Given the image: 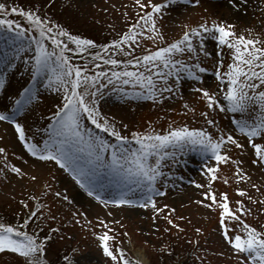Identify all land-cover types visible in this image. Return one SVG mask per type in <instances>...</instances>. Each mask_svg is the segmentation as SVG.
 <instances>
[{"label":"snow or ice","instance_id":"snow-or-ice-1","mask_svg":"<svg viewBox=\"0 0 264 264\" xmlns=\"http://www.w3.org/2000/svg\"><path fill=\"white\" fill-rule=\"evenodd\" d=\"M47 2L50 5L53 0ZM184 2L200 4V0ZM134 3L138 9L134 22L127 24L116 38L97 44L94 39L73 34L46 13L25 10L11 0L0 2V89L8 87L6 73L24 80L11 93L6 110L0 111V121L11 126L23 152L34 158V163L62 171L69 183L88 198L105 206L152 207L154 216L161 212L154 197L164 196L161 189L168 187V177H175L173 169L181 165L183 155L191 151L199 154L202 161H214L203 165L204 174L210 177L209 187L200 193L204 200L196 202L218 210V232L237 254L239 264H264V225L257 228L247 223L242 217L251 213L241 200L235 202L233 209L227 194H217L211 187L220 164H239L225 148L245 150V144L250 145L254 156L250 163L264 167V41L251 33L245 35L243 30L238 34L231 23L220 19L185 25L176 38L166 40L159 20L163 10L176 0ZM247 3L248 0H227L230 8L244 13ZM261 13L264 15V8ZM16 16L22 19L17 20ZM144 40L151 41V45L133 55ZM207 40L215 42L218 57L214 75L219 83L211 90L200 83L202 74L213 71L202 66L201 57L210 56L205 48ZM224 47L230 51L231 59L222 71L220 49ZM185 87L190 88V94H199L198 99L204 102L205 110L199 113L203 119L201 127L181 123L162 130L151 125L129 129L128 124L110 117L101 107L102 97L110 95L125 107L133 100L151 101L158 106ZM44 91L59 97L53 105L55 110L47 112L42 125L33 127L21 122L27 114L36 116ZM183 108L192 110L187 103ZM25 109L26 115L20 117ZM221 114L228 120L223 127L213 118ZM121 129L127 134H122ZM4 152L0 147V153ZM6 167L11 173L25 176L20 167ZM235 179H248L241 175L239 166L235 168ZM31 180H37V176L31 174ZM191 183L202 187L195 181ZM43 188L51 192L46 181ZM109 189L112 195H108ZM235 190L241 197L246 195L244 188ZM67 191L65 187L53 193L56 204L74 205L76 197L70 198ZM131 194H136L137 199L129 198ZM33 199L35 203L30 204L28 201ZM43 200L33 193L27 200H20L23 216L17 223L0 220V252L14 254L16 264H56L50 253L60 229L49 227V234H45L41 225L45 220H55L59 210L52 212ZM259 211L264 212V207ZM85 215L73 212L74 222L89 227L88 221L80 219ZM37 218L40 223H33ZM97 221L95 228L100 231L93 236L111 264H151L127 254L109 227L115 221L99 217ZM167 223L180 228L171 218ZM195 231L200 233L202 229L197 227ZM78 251L79 248L66 250L57 257L59 264H82V258L76 256ZM164 251L172 253L167 246Z\"/></svg>","mask_w":264,"mask_h":264},{"label":"rangeland","instance_id":"rangeland-1","mask_svg":"<svg viewBox=\"0 0 264 264\" xmlns=\"http://www.w3.org/2000/svg\"><path fill=\"white\" fill-rule=\"evenodd\" d=\"M0 2H7V0H0ZM11 2L25 10L32 8L39 10L40 13H46L48 17L61 23L72 33H78L90 39L106 38L109 34H117L130 23L132 16L138 14L134 0H53L51 7L48 6L47 0H11ZM246 7L247 12L244 13L230 8L227 0H200L198 6L186 4L184 0H176V3L163 10L159 26L166 40H171L184 30L185 25L195 26L201 20L211 22L220 19L225 23H231L238 34L243 30L245 35L251 33L252 36L264 41V15L261 13L264 4L261 0H248ZM15 18L20 20L17 16ZM91 18L93 22L89 21ZM143 43L144 48L151 45L149 40ZM214 44L213 40H207L205 48L210 52V56L201 57L202 64L213 69L211 72L202 74L200 82L210 90L219 83L214 75L215 61L218 59ZM223 49L220 50L224 59ZM227 58L229 59L230 56ZM4 75L8 87L0 89V111L6 110L5 106L11 98V93L24 83L20 76L11 72ZM41 95L43 100L35 109L36 116L27 114L26 120L21 122L33 127L42 125L46 122L47 112L55 110L53 105L59 97L48 91L42 92ZM197 95L190 94V88L185 87L172 99L161 102L158 106L147 105L143 100H133L126 107L122 106L123 102L116 96L110 95L102 97L101 107L110 117L114 116L117 121L122 120L123 123L128 124L129 129L146 128L148 125L160 129V126L166 125L167 128L169 125L175 126L181 123L191 127H201L203 119L199 113L205 108L203 100L197 99ZM185 103L190 109L198 106V113H188L189 109L183 108ZM152 112L157 113L156 120L161 121V124L154 121L155 114ZM26 113L27 109L20 113V117H24ZM213 118L217 119L221 127L228 123L227 118L222 114L218 118ZM166 119L171 122L162 123ZM121 130L122 134H127L123 129ZM241 142L244 143L243 140ZM0 147L5 149L4 153H0V220L17 223L23 216L19 207L20 200H27V197L32 196L33 193L43 197V202L52 212L59 210L55 220H45L41 225V231L45 234H49L46 231L49 227L60 229L50 253L56 264H59L58 256L65 254L66 250L71 252L77 248L79 251L76 256L82 258V264H111L99 250L93 236L94 232L100 231L95 228L98 222L97 217L115 221L109 227L117 234V240L126 249L127 254L135 258V254L141 252L145 260L151 261V264H239L237 254L231 251L230 246L222 240L218 232V210L209 209L204 204L196 202L204 200L200 193L209 187L210 177L204 174L203 165L214 163V161H202L199 154L191 151L183 155L181 165L173 169L175 177H168V187L161 189L165 193L164 196L154 197L156 206L161 208V212L154 216L152 207L105 206L88 198L81 190L69 183V178L62 171L53 169L51 165L34 163V158L23 152L22 145L15 138L14 130L3 121H0ZM224 151H227L233 160L239 161V164L234 165L231 162L220 164L217 179L212 181V190L217 194L226 193L233 209L236 208L235 202L241 200L244 208L251 213L242 218L259 228L264 225V212L259 211L260 207H264V204H261L264 200V167L258 168L250 163L254 158L250 145L245 144V150L231 146ZM6 165L20 167L25 172V176L11 173ZM237 166L241 168V175L247 176L248 179L240 181L235 179ZM31 174H35L37 180H31ZM45 181L51 186V192L43 188ZM191 181H195L202 187H196V184ZM253 184L255 188L252 187ZM65 187L68 188L67 195L70 198L75 197L76 192L81 194L82 197L75 199L74 205L64 202L55 203L53 193ZM238 187L246 189L244 197L237 194L235 189ZM108 194H113L112 190H109ZM129 198L137 199V195L131 194ZM28 202L33 204L35 200ZM164 205H167V208L163 207ZM77 211L86 214L80 219L88 221L89 227L74 222L73 212ZM17 212H20V217L17 216ZM168 218L180 225V228L169 225ZM33 223H40V219L37 218ZM197 227L202 229L200 233H196ZM165 229L168 230L165 231ZM61 236L63 239H60ZM164 246L172 249V253L164 251ZM4 263L16 264L15 255L0 252V264Z\"/></svg>","mask_w":264,"mask_h":264},{"label":"trees","instance_id":"trees-1","mask_svg":"<svg viewBox=\"0 0 264 264\" xmlns=\"http://www.w3.org/2000/svg\"><path fill=\"white\" fill-rule=\"evenodd\" d=\"M48 6H50V5H48ZM51 6H52V5H51ZM51 6H50V7H51ZM17 17H19V16H17ZM103 17H104V16H103ZM135 17H136V16H134V17L132 16L130 23H133V22H134ZM19 19L21 20L22 18L19 17ZM54 21H55V20H54ZM89 21H92V22H93V19L91 18V19H89ZM124 29H125V28H124ZM124 29H122V30H124ZM110 30H112V28H110ZM122 30H121V31H122ZM121 31H120V32H121ZM120 32H118V33H120ZM118 33H117V34H118ZM73 34H74V32H73ZM77 34H78V33H77ZM117 34H112V35L109 34V36L106 37V38H101V37H100L99 39H96V38H95L94 40L97 42V44L106 43L109 39H114V38H116ZM73 63H79V61H73Z\"/></svg>","mask_w":264,"mask_h":264},{"label":"bare ground","instance_id":"bare-ground-1","mask_svg":"<svg viewBox=\"0 0 264 264\" xmlns=\"http://www.w3.org/2000/svg\"><path fill=\"white\" fill-rule=\"evenodd\" d=\"M74 194H75L76 199H79V198L82 197L81 194H79L78 192H76ZM140 257H142L144 259V261H146L145 258H144V256H143V254L141 252H137L135 254V258H140Z\"/></svg>","mask_w":264,"mask_h":264}]
</instances>
